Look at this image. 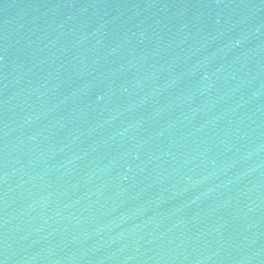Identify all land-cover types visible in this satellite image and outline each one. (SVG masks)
Returning a JSON list of instances; mask_svg holds the SVG:
<instances>
[{
	"label": "water",
	"instance_id": "1",
	"mask_svg": "<svg viewBox=\"0 0 264 264\" xmlns=\"http://www.w3.org/2000/svg\"><path fill=\"white\" fill-rule=\"evenodd\" d=\"M0 264H264V0H0Z\"/></svg>",
	"mask_w": 264,
	"mask_h": 264
}]
</instances>
